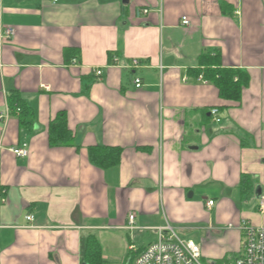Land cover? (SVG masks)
<instances>
[{
  "label": "crops",
  "instance_id": "obj_1",
  "mask_svg": "<svg viewBox=\"0 0 264 264\" xmlns=\"http://www.w3.org/2000/svg\"><path fill=\"white\" fill-rule=\"evenodd\" d=\"M0 15V264H83L91 235L117 264L157 228L199 221L205 258L236 256V227L262 223L238 196L245 175L264 195V0H0ZM207 56L241 73L239 99L205 77ZM59 116L73 146L50 144ZM93 146L121 148V162L95 167Z\"/></svg>",
  "mask_w": 264,
  "mask_h": 264
},
{
  "label": "built area",
  "instance_id": "obj_2",
  "mask_svg": "<svg viewBox=\"0 0 264 264\" xmlns=\"http://www.w3.org/2000/svg\"><path fill=\"white\" fill-rule=\"evenodd\" d=\"M54 1L57 2L58 0ZM182 25H189V20L186 17L182 19ZM14 34L15 30L13 28H7L5 30L6 39L12 38ZM139 65L140 61L135 59L132 61L130 67L135 69ZM96 74L101 75L102 72L98 70ZM134 83L136 88L142 86L139 78H136ZM210 115L214 117L216 123L220 122L217 116V109L211 110ZM11 151L18 157L28 156L27 144L13 148ZM214 204L212 200L207 201V209L211 210ZM256 208L264 215V195L258 198V206ZM27 220H33V217L27 216ZM134 221L135 215L130 214L128 217V227L130 229H133ZM229 228H234V226L230 224ZM236 229L241 233L243 238V246L240 252L235 257L206 263L200 245L191 240L181 239L175 229L170 225L157 228V240L144 248L142 253L136 258L135 264H264V222L260 225H255L244 220Z\"/></svg>",
  "mask_w": 264,
  "mask_h": 264
},
{
  "label": "trees",
  "instance_id": "obj_3",
  "mask_svg": "<svg viewBox=\"0 0 264 264\" xmlns=\"http://www.w3.org/2000/svg\"><path fill=\"white\" fill-rule=\"evenodd\" d=\"M201 59L203 60L201 63L205 69V77L210 78V80L219 88L221 97L226 100L239 99L241 89L245 85L241 73L233 70H221L216 68L217 62L210 56L205 60L204 58ZM235 78H238V80L235 81ZM12 98L13 102L14 100L17 101V111H20L21 124L29 125L32 119H30L29 122L28 118H30V115L31 118H33L31 108L26 106L17 94H14ZM49 138L50 144L53 147L73 146V134L69 129L67 120L64 116H59L51 123ZM122 152L123 150L118 147L93 146L89 148V159L95 167L109 169L119 165L122 159ZM240 190L243 200H246L255 194V184L249 176L245 175L242 177ZM131 254L134 256L126 260L123 264H135L137 252ZM81 261L83 264H112L103 258L102 248L98 240L92 235L82 238Z\"/></svg>",
  "mask_w": 264,
  "mask_h": 264
},
{
  "label": "rangeland",
  "instance_id": "obj_4",
  "mask_svg": "<svg viewBox=\"0 0 264 264\" xmlns=\"http://www.w3.org/2000/svg\"><path fill=\"white\" fill-rule=\"evenodd\" d=\"M246 203L249 204V206H250L249 208L246 206ZM238 205H241V207L243 209L245 208V210H251L252 212L256 213L259 216V218H261L262 222H264V215H262L255 208L258 206V198H256L255 196L249 197L248 201H246L245 203L241 202L240 198L238 196ZM241 207L239 206L240 209H242ZM182 227H184L183 231H179V230L176 231L178 236L184 240H191L198 245L201 244L203 251H204V239L207 240L206 239V237H207L206 228L208 227V223L203 222V221H199V222H195V223L189 222V223L184 224ZM131 239H132L131 243L133 245L140 247L141 242L137 241L134 238V236H131ZM206 245L208 247L214 248L215 250L218 251L220 244L216 241H212V242L207 241ZM239 246H241V247L243 246V238L242 237H240V239H239ZM241 247H240V249H241ZM240 249H239V251H240ZM121 251H122V248H121ZM121 251H120V249H118V253L116 254L119 257V258H116L117 260L115 261L117 264H123L126 260H128L134 256L130 252H128V256H126L127 251H126V253H122V254H121ZM233 254H235V253H229L227 258L234 257L235 255H233ZM203 256H204V252H203ZM204 261L206 263L211 262V260L209 258H205V257H204Z\"/></svg>",
  "mask_w": 264,
  "mask_h": 264
},
{
  "label": "water",
  "instance_id": "obj_5",
  "mask_svg": "<svg viewBox=\"0 0 264 264\" xmlns=\"http://www.w3.org/2000/svg\"><path fill=\"white\" fill-rule=\"evenodd\" d=\"M124 1H126V0H124ZM255 192H256L257 198H260L261 192H262L261 188L257 189Z\"/></svg>",
  "mask_w": 264,
  "mask_h": 264
}]
</instances>
